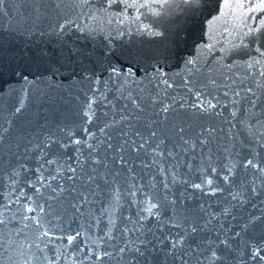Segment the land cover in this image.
<instances>
[{"label":"water","instance_id":"water-1","mask_svg":"<svg viewBox=\"0 0 264 264\" xmlns=\"http://www.w3.org/2000/svg\"><path fill=\"white\" fill-rule=\"evenodd\" d=\"M0 264H264V0H0Z\"/></svg>","mask_w":264,"mask_h":264}]
</instances>
